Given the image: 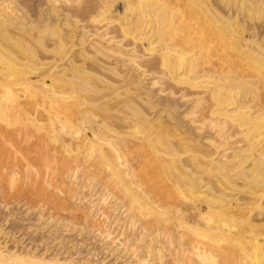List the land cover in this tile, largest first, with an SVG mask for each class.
<instances>
[{
    "label": "bare ground",
    "instance_id": "1",
    "mask_svg": "<svg viewBox=\"0 0 264 264\" xmlns=\"http://www.w3.org/2000/svg\"><path fill=\"white\" fill-rule=\"evenodd\" d=\"M0 213V264H264V0H0Z\"/></svg>",
    "mask_w": 264,
    "mask_h": 264
},
{
    "label": "rangeland",
    "instance_id": "2",
    "mask_svg": "<svg viewBox=\"0 0 264 264\" xmlns=\"http://www.w3.org/2000/svg\"><path fill=\"white\" fill-rule=\"evenodd\" d=\"M2 213H3L4 217H5V213H4V212H2ZM2 213H0V218H1V219H0V224H3V223H1V220H2V222L5 223V221H3V220H4V219H3L4 217L2 216ZM19 214H20V212L17 211V210H15V213H14L13 215H10V216H9V219H11L10 222H8L7 224H4V227H6V229H9V228H10V229H9V234L12 235V233H13V235H14V233H15V235H16V236L14 235L15 237H18V236H19V238H21V237L24 236L25 239H28V238H30V237H29L30 235H29V236H28V235H22V234H24V233L21 234V232H24V231L22 230V227L20 226V225H22V221H20V215H19ZM1 216H2V217H1ZM11 216H13V217H11ZM5 218H6V217H5ZM14 218H15L16 220H15ZM12 220H15V221H12ZM17 221H19V223H18ZM11 222H15V223H11ZM16 222H17V223H16ZM24 223H25V222H24ZM24 223H23V224H24ZM11 224H13L12 226L17 227V228H15V229L12 228V227H11ZM19 224H20V225H19ZM15 225H16V226H15ZM17 225H18V226H17ZM9 226H10V227H9ZM19 226H20V227H19ZM18 227H19V229H21L22 231L20 230V232H19ZM11 229H12V232H11ZM16 229H17V230H16ZM16 232H18V233H16ZM11 235H10V236H11ZM21 235H22V236H21ZM36 237H37V236H36ZM36 237H34V238H36ZM31 238H32V236H31ZM36 239H37V238H36ZM36 239H34V240H36ZM28 242H29V240L26 241V243H28ZM26 243H25V244H26ZM36 243H39V242L36 241ZM86 244H87V243H86ZM88 244H89V243H88ZM88 244H87V245H88ZM82 247L86 249V246H82ZM100 252H101V253H100ZM100 252H99L100 256L103 255L102 257H106V258H107V261L109 260L110 262H112V259H113L112 256H110V257L106 256V255H108V254H107V253H104L101 249H100ZM103 253H104V254H103ZM105 254H106V255H105ZM100 256H99V257H100ZM108 258H111V260L108 259ZM105 261H106V259H105Z\"/></svg>",
    "mask_w": 264,
    "mask_h": 264
}]
</instances>
